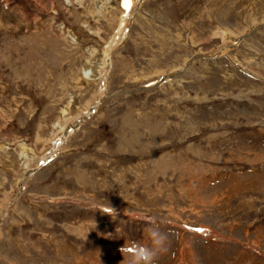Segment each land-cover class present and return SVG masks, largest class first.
Listing matches in <instances>:
<instances>
[{
  "label": "rangeland",
  "instance_id": "374dc122",
  "mask_svg": "<svg viewBox=\"0 0 264 264\" xmlns=\"http://www.w3.org/2000/svg\"><path fill=\"white\" fill-rule=\"evenodd\" d=\"M1 214L0 264H127L150 227L153 264H264V0H0Z\"/></svg>",
  "mask_w": 264,
  "mask_h": 264
},
{
  "label": "clouds",
  "instance_id": "9594fccd",
  "mask_svg": "<svg viewBox=\"0 0 264 264\" xmlns=\"http://www.w3.org/2000/svg\"><path fill=\"white\" fill-rule=\"evenodd\" d=\"M151 246L133 245L131 247L124 246L121 249L122 254H129L127 264H153L154 260L161 251L166 250L167 235L160 232L159 229L150 227L147 229Z\"/></svg>",
  "mask_w": 264,
  "mask_h": 264
},
{
  "label": "water",
  "instance_id": "95a60500",
  "mask_svg": "<svg viewBox=\"0 0 264 264\" xmlns=\"http://www.w3.org/2000/svg\"><path fill=\"white\" fill-rule=\"evenodd\" d=\"M164 77V76H163ZM163 77H161V78H159V79H156V80H152V81H149V82H146V83H144V84H142V85H140L139 87H137V88H143V87H150V86H152V85H156V84H158V83H160L161 81H164L165 79H167V78H163ZM137 88H135V89H137ZM104 95L105 94H102V96H100L99 97V99H97L92 105H90V107L87 109V111L81 116V117H79L78 118V120L75 122V125H71V126H69L67 129H66V133L68 134L69 132H72L73 131V129L77 126V125H79V123H81L82 121H84L90 114H91V112L99 105V103L101 102V100H102V98L104 97ZM68 137V136H67ZM66 137V138H67ZM64 139H62L61 141H63ZM61 141H60V143H61ZM52 145H51V149H50V152L48 153L49 155H47L46 157H45V160H47L48 158H50L55 152H54V150H53V152H52ZM36 168V167H35ZM35 168H32V169H30V170H27L25 173H24V175H23V178H22V182H21V185H20V188H19V191H18V193H20L21 192V189L24 187V184H25V182L27 181V179H28V176H29V174L35 169ZM58 199H63V200H66V201H68V200H70V201H73L74 203H78V204H83V205H87V206H92L90 203H87V202H84V201H82V200H78V199H72V198H58ZM9 203H7L5 206H4V208H6L7 207V205H8ZM104 208V207H103ZM106 211H111V212H116L117 210H109V209H107V208H104ZM121 212H125L127 215H134V214H130L129 212H126V211H123V210H120ZM118 212V211H117ZM3 216V215H2Z\"/></svg>",
  "mask_w": 264,
  "mask_h": 264
},
{
  "label": "bare ground",
  "instance_id": "6f19581e",
  "mask_svg": "<svg viewBox=\"0 0 264 264\" xmlns=\"http://www.w3.org/2000/svg\"><path fill=\"white\" fill-rule=\"evenodd\" d=\"M136 2H137V1L133 2V4L135 5ZM134 5L131 6V9H130L131 12L133 11ZM138 5H139V4H138ZM138 5H137V6H138ZM133 12H134V11H133ZM122 13H123V12H122ZM122 13H121V14H122ZM121 14H120V15H121ZM130 15H131L130 12H128V13L126 14V19H125V21L127 20V17H129ZM124 25H125V24H124ZM119 29H120V30L118 31V34L123 32V33H122V35H123V34H124L123 26L120 27ZM117 36H118V35H117ZM113 39H114V38H113ZM116 39L118 40L119 37H116ZM226 41H228V40H226ZM226 41H225V42H226ZM225 47H229V45H227V46H225ZM103 48H104V47H103ZM104 49H105V48H104ZM104 49H103V50H104ZM110 49H111V47H110ZM103 55H104V54H103ZM105 59H106V63H108V61L110 60V54H108L107 57H106ZM108 67H109V66H107L105 70H108V69H107ZM110 68H111V67H109V69H110ZM103 70H104V69H103ZM103 70H102V71H103ZM108 72H109V71H106L105 74H103L104 79H105L104 82H103L102 78L100 77L101 80H102V84H101L102 87L100 86L101 88H100L99 91H98V92L100 93V96H102V93L100 92L101 89H102L103 92H104V90L106 91V88H107V81H106L107 78H106V76H107ZM91 74H92V73H91ZM88 77H89V76H88ZM85 78H86V76H85ZM90 79H91V78H90ZM105 82H106V83H105ZM103 88H104V90H103ZM100 96H99V97H100ZM99 97H98V99H99ZM77 120H78V119H77ZM77 120H75L73 123L70 122L69 125H68V127L71 126V125H75V122H76ZM68 127H67V128H68ZM67 128H66V129H67ZM70 133H71V132L68 133V136L70 135ZM60 141H61V140H60ZM60 141H59L58 144H57V143L54 144L55 146L52 147V148H53V149H52V152H53V150H54V152H56V150L58 149V146L60 145ZM49 152H50V151L46 152L47 154L45 153V155H46V156L49 155V154H48ZM45 155H42V156L40 157V159H39V160H38V161L32 166V168L37 167V165H38L41 161H43V160L45 159V157H44ZM53 155H54V154H53ZM38 167H39V166H38ZM38 167H37V168H38ZM32 168H30V169H32ZM30 169H29V170H30ZM211 233H212V232H211ZM213 235H216V234H213Z\"/></svg>",
  "mask_w": 264,
  "mask_h": 264
},
{
  "label": "snow or ice",
  "instance_id": "6c2138e0",
  "mask_svg": "<svg viewBox=\"0 0 264 264\" xmlns=\"http://www.w3.org/2000/svg\"><path fill=\"white\" fill-rule=\"evenodd\" d=\"M130 2H131V0H123L124 7L125 8L129 7L130 6ZM195 231H197V232H204L205 229H203V228H197V229H195Z\"/></svg>",
  "mask_w": 264,
  "mask_h": 264
}]
</instances>
